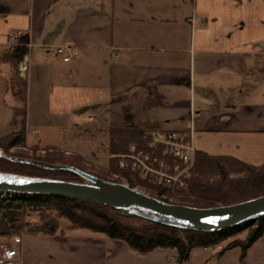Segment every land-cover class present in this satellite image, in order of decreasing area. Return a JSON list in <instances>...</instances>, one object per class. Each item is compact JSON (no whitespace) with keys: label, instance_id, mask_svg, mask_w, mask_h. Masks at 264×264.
<instances>
[{"label":"crops","instance_id":"0c3cea01","mask_svg":"<svg viewBox=\"0 0 264 264\" xmlns=\"http://www.w3.org/2000/svg\"><path fill=\"white\" fill-rule=\"evenodd\" d=\"M14 44L27 48L26 105L0 64V138L23 129L26 145L80 152L66 134L82 107L124 96L143 122L186 131L194 154L264 164V0H0V56ZM62 46L77 56L64 62ZM17 250L19 264H264V237L243 258L198 248L184 263L84 230L22 235Z\"/></svg>","mask_w":264,"mask_h":264},{"label":"trees","instance_id":"16d2710c","mask_svg":"<svg viewBox=\"0 0 264 264\" xmlns=\"http://www.w3.org/2000/svg\"><path fill=\"white\" fill-rule=\"evenodd\" d=\"M26 51L25 44H14L0 56V64L8 65L6 78L10 95L22 107L26 105V77L22 71ZM153 128L161 127L156 122L139 123L135 120L134 113L125 109L107 130L108 153L121 154L131 143L145 147L148 142V132ZM24 139L23 129H18L1 137L0 145H4L5 153L12 147L26 149ZM30 148L34 151L46 152L43 158H33L35 160L54 165H71L100 179L120 182L131 188L148 191L151 193L150 196L167 203L208 208L230 205L264 194V164L254 166L231 156L196 152L186 187L171 191L169 188L146 182L137 172L120 169L115 157L108 159L106 167H98L104 174H95L92 173L94 168L92 164L85 162L79 154L72 152V157L64 161L62 156L66 151L61 147L33 145ZM51 152L55 154H49ZM0 171L31 177L85 182V179L67 170H53L45 166L11 162L2 157H0ZM170 196L173 200H170ZM73 230H86L113 240L124 241L130 250L137 254H145L156 248L174 249L175 262L184 263L189 260L190 252L198 248L213 249L211 255L214 259H218L226 250L239 247L243 258L246 250L256 240L264 237V216L219 232L207 233L148 221L84 199L0 193V235L61 237Z\"/></svg>","mask_w":264,"mask_h":264},{"label":"water","instance_id":"95a60500","mask_svg":"<svg viewBox=\"0 0 264 264\" xmlns=\"http://www.w3.org/2000/svg\"><path fill=\"white\" fill-rule=\"evenodd\" d=\"M0 157L11 162L67 170L85 179V182H72L0 171V193L84 199L148 221L207 233L219 232L264 216V194L230 205L198 208L161 201L126 184L100 179L71 165L49 164L10 156L2 151Z\"/></svg>","mask_w":264,"mask_h":264},{"label":"built area","instance_id":"2783aa9c","mask_svg":"<svg viewBox=\"0 0 264 264\" xmlns=\"http://www.w3.org/2000/svg\"><path fill=\"white\" fill-rule=\"evenodd\" d=\"M55 53L64 62L77 56L75 50L65 46L56 48ZM113 157L120 169L137 172L148 183L175 190L186 186L194 149L186 131L153 128L148 132L145 147L131 143L125 152ZM20 241L21 237L15 236L11 245L0 242V264H19L17 245Z\"/></svg>","mask_w":264,"mask_h":264},{"label":"rangeland","instance_id":"374dc122","mask_svg":"<svg viewBox=\"0 0 264 264\" xmlns=\"http://www.w3.org/2000/svg\"><path fill=\"white\" fill-rule=\"evenodd\" d=\"M126 99L127 98H125L124 96L123 97L118 96L113 101L114 102L118 101L119 105L115 103V104H113L112 107H111L110 103H108V102H101V103H97L94 105H87V106L82 107L83 110H85V112H84V114L81 115L80 119L77 122V125H82V126H80L77 129L72 128L70 130L72 137L68 136L66 134V138L70 137V139H68V141H66V143H68V146L69 147H75V149H79L80 152H78V151H67L64 149L66 151L65 153H63V156H62L64 161H66V159L71 158L73 155L71 153L74 152L76 154L81 155L85 162H90L92 164V166L94 167L92 170V173L104 174L103 171H99L98 167H106L108 159L110 157H113V155H110L107 151V141H108L107 130H108L110 124L113 121H117L118 118L120 117V113L125 111V109L130 111V107H132L133 111L135 109L136 112L138 113V117L135 120L139 123H143V121L141 120L142 119V113L140 111L139 104H136V103L133 104L132 102H131V104L130 103L127 104V101H129V100H126ZM101 108L102 109L104 108V111L99 110ZM105 109H106V111H105ZM139 116L141 117V119ZM138 120H140V121H138ZM77 137H80V138H77ZM29 139H30L29 140L30 143H34L35 141H37V140H35L36 138L31 134H30ZM69 141H71V142H69ZM0 146H1L0 151L3 152V146L4 145L2 144ZM31 146H33V145H26L25 144L26 149L21 148V147L8 148L6 150V152H7L6 154H8L10 156H17V157L30 158V159L43 158L46 155L45 154L46 152H44L43 150L34 151L33 149L30 148ZM39 147H44V146H39ZM49 154L54 155L55 153L51 152ZM33 160H35V159H33ZM84 167H86L87 169L89 168V167H87V165H84ZM118 183H120V182H118ZM135 189L142 191L143 193H145L147 195L151 194L150 192L144 191L140 188H135ZM170 190L176 191L179 189H175V190L170 189ZM169 198H170V200H173V198L171 196ZM33 218L36 219V216L33 215ZM74 231H76V230H74ZM84 231H86V230H84ZM92 234H96V233H92ZM22 235L23 234L0 235V242L4 243L5 245H11V241H12L13 237H15V236L22 237ZM208 250L212 251L213 249H208Z\"/></svg>","mask_w":264,"mask_h":264}]
</instances>
